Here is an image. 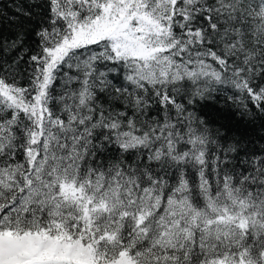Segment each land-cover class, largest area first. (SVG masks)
Returning <instances> with one entry per match:
<instances>
[{"label": "snow or ice", "instance_id": "1", "mask_svg": "<svg viewBox=\"0 0 264 264\" xmlns=\"http://www.w3.org/2000/svg\"><path fill=\"white\" fill-rule=\"evenodd\" d=\"M0 264H264V0H0Z\"/></svg>", "mask_w": 264, "mask_h": 264}]
</instances>
